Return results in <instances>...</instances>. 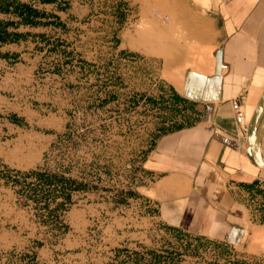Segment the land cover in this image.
<instances>
[{"label":"rangeland","instance_id":"obj_1","mask_svg":"<svg viewBox=\"0 0 264 264\" xmlns=\"http://www.w3.org/2000/svg\"><path fill=\"white\" fill-rule=\"evenodd\" d=\"M61 4L62 20L11 26L28 37L0 47V264H264L169 228L154 199L159 176L148 168L180 121L164 85L214 56L219 18L184 0ZM33 170L87 188L49 219L44 203L19 193V173Z\"/></svg>","mask_w":264,"mask_h":264},{"label":"crops","instance_id":"obj_2","mask_svg":"<svg viewBox=\"0 0 264 264\" xmlns=\"http://www.w3.org/2000/svg\"><path fill=\"white\" fill-rule=\"evenodd\" d=\"M21 1L43 18L35 27H19L62 20L61 0ZM184 1L219 18L221 39L214 56L176 70L164 85L180 121L160 137L148 160L159 176L158 216L174 231L264 256V170L247 155L232 107L242 101L250 121L264 93V0Z\"/></svg>","mask_w":264,"mask_h":264},{"label":"trees","instance_id":"obj_3","mask_svg":"<svg viewBox=\"0 0 264 264\" xmlns=\"http://www.w3.org/2000/svg\"><path fill=\"white\" fill-rule=\"evenodd\" d=\"M41 3H51L55 0H31ZM0 13L5 15H12L17 17V22H4L0 20V43L13 44L19 43L26 39L29 34L11 32L10 27H19L20 25H27L35 27L42 22L41 12L34 6L24 3L21 0H0ZM47 25V24H46ZM15 123H21L16 117L12 118ZM24 177V183L20 180H14L15 184H20L24 190H20L19 193H28L27 197L34 200L39 207L41 203H44L42 209L48 210L49 219L57 220L59 210H63L68 204L72 203V194L74 192L86 190V185L79 183L72 178H66L56 173L41 172L37 170L30 171L22 174ZM33 178L34 182L28 183L27 179ZM62 198V202H58V199ZM56 203V208L51 210V203ZM155 261L159 262V256L155 255ZM234 264H263V263H251L248 261H237Z\"/></svg>","mask_w":264,"mask_h":264},{"label":"water","instance_id":"obj_4","mask_svg":"<svg viewBox=\"0 0 264 264\" xmlns=\"http://www.w3.org/2000/svg\"><path fill=\"white\" fill-rule=\"evenodd\" d=\"M264 136V93L249 121L247 133V155L253 164L264 170V154L262 152V142Z\"/></svg>","mask_w":264,"mask_h":264},{"label":"built area","instance_id":"obj_5","mask_svg":"<svg viewBox=\"0 0 264 264\" xmlns=\"http://www.w3.org/2000/svg\"><path fill=\"white\" fill-rule=\"evenodd\" d=\"M232 107L235 114L237 130L240 135L247 138L249 121L247 119L245 106L242 101L234 100Z\"/></svg>","mask_w":264,"mask_h":264}]
</instances>
